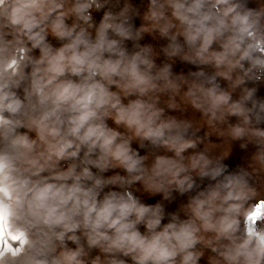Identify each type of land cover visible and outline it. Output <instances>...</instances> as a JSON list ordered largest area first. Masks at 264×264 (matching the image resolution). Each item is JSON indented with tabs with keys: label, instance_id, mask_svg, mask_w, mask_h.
Masks as SVG:
<instances>
[{
	"label": "clouds",
	"instance_id": "1",
	"mask_svg": "<svg viewBox=\"0 0 264 264\" xmlns=\"http://www.w3.org/2000/svg\"><path fill=\"white\" fill-rule=\"evenodd\" d=\"M225 135L264 166V0H0V264H264Z\"/></svg>",
	"mask_w": 264,
	"mask_h": 264
},
{
	"label": "rangeland",
	"instance_id": "2",
	"mask_svg": "<svg viewBox=\"0 0 264 264\" xmlns=\"http://www.w3.org/2000/svg\"><path fill=\"white\" fill-rule=\"evenodd\" d=\"M146 2V0H145ZM149 42V41H145ZM190 66H184V71H188ZM180 69L177 68V71ZM195 70V69H192ZM199 118L198 115L196 117ZM232 122L235 123V118H231ZM215 139V138H214ZM214 153L224 157L226 163H230L232 165L236 164H243L245 167H248L251 169H262L264 166H262L253 155V149L250 147L247 152H241L239 148L234 144L233 141H231L227 135L224 137H221L219 141L213 145L209 146ZM230 158V159H229ZM260 175L264 176V171L260 172ZM264 199V179H261L257 182V195L256 197L251 201L252 204L256 203V200ZM262 212H264V209L257 208L255 212L253 213V217H259Z\"/></svg>",
	"mask_w": 264,
	"mask_h": 264
},
{
	"label": "trees",
	"instance_id": "3",
	"mask_svg": "<svg viewBox=\"0 0 264 264\" xmlns=\"http://www.w3.org/2000/svg\"><path fill=\"white\" fill-rule=\"evenodd\" d=\"M262 214H264V212H262Z\"/></svg>",
	"mask_w": 264,
	"mask_h": 264
}]
</instances>
